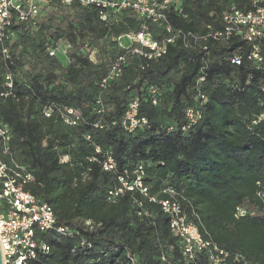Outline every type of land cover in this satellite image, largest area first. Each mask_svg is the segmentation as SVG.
Instances as JSON below:
<instances>
[{
    "label": "trees",
    "instance_id": "obj_1",
    "mask_svg": "<svg viewBox=\"0 0 264 264\" xmlns=\"http://www.w3.org/2000/svg\"><path fill=\"white\" fill-rule=\"evenodd\" d=\"M232 3L252 7L249 0H178L181 12L170 4L165 14L174 30L204 32L207 24L221 26V12ZM146 23L155 39L167 35L164 21ZM142 24L128 9L109 11L102 20L94 5L53 0L34 24L11 26L17 37L6 42L7 57L0 50V128L7 129L14 158L34 175L26 190L51 205L56 226L74 232H37L50 249L24 264H127L128 255L139 264H211L205 250L186 260L167 215L149 200L168 198V190L196 213L204 237L224 250L218 264H264V67L247 54L233 65L213 40L207 53L185 47L178 37L157 59L126 53L121 73L101 90V79L124 53L117 37ZM60 40L72 48L66 64L48 54ZM8 72L11 89L5 86ZM199 76L204 79L196 87ZM99 93L103 115L95 109ZM133 99L147 121L129 132L121 118ZM57 105L79 108L77 125H65L55 112L43 114L44 106ZM191 106L201 116L186 127L184 111ZM98 120L103 127H94ZM106 151L114 170L102 168ZM0 154L5 157L2 136ZM137 171L147 193L123 189L110 198L109 191L121 187L119 178L133 184Z\"/></svg>",
    "mask_w": 264,
    "mask_h": 264
},
{
    "label": "built area",
    "instance_id": "obj_2",
    "mask_svg": "<svg viewBox=\"0 0 264 264\" xmlns=\"http://www.w3.org/2000/svg\"><path fill=\"white\" fill-rule=\"evenodd\" d=\"M53 0H0V50L4 57L8 56L6 42L13 35L11 26L16 22H28L34 24L43 7ZM62 3L69 4L72 1L78 2L81 6L94 5L99 9V16L102 20L108 18V12L119 10H131L143 20L141 30L137 32H127L117 37L118 45L124 49L112 62L108 73L99 83L101 90L105 89L109 82L118 76L125 61V54L131 53L147 59H157L166 52L167 44L173 43L176 38H180L185 47L206 50L208 53L207 42L213 40L222 47H225L227 59L233 65L242 63V55L251 60L257 67H264V0H249L250 9H242L235 4H230L220 15V27L205 25L204 32H184L181 29L174 30L167 22L165 11L170 4L175 5L178 13L181 7L178 0H60ZM147 20L165 22L167 35L161 40L153 37L147 25ZM59 50L58 47L49 48V55H56L59 51L66 54V49ZM204 68V67H203ZM202 71V68H201ZM203 76L196 80V87L203 81ZM5 86L12 88V74L5 75ZM149 92L152 95V103L156 104V87L150 85ZM205 99L204 95L198 90V100L201 103ZM96 112L99 115L105 113V105L99 93L95 100ZM194 106V105H193ZM188 107L184 111L187 121L186 127L193 125L200 118L201 113L195 107ZM42 112L45 116H50L55 112L62 122L68 126L77 125L82 112L79 108L57 105L44 106ZM264 116V114L262 115ZM144 116L138 115V104L136 100H130L123 116L121 126L126 131H133L135 128L146 123ZM114 124V121H112ZM94 127L101 128L103 124L98 120ZM185 128V127H184ZM2 136V153L0 154V249L2 254V264H24L28 258L35 257L37 251L48 252L49 246L45 242H39L37 232H45L51 229L56 230L60 235L72 236V230L62 226H56L54 211L46 202L40 201L34 194L26 190V185L34 180V175L26 165L18 162L9 150L7 145V129L0 128ZM89 139V136H85ZM96 152H100L98 146ZM67 157L61 158L65 160ZM92 160V159H89ZM102 168L106 171L114 170L116 162L110 151H106L101 160ZM140 173L136 172L133 184L120 177L121 187L109 191L110 198L123 189L133 190L137 188L141 193L146 194L147 188L143 186ZM169 197L156 200L149 197L151 201H157L161 211L167 215L169 230L171 234L181 243L183 254L187 261H193L195 252L205 250L209 262L218 264L223 261L226 253L214 242L204 237L201 231V223L195 212L189 213L180 201L168 190ZM242 214L243 212L240 211ZM191 216V217H190ZM192 216L196 219L193 220ZM86 224L90 221L86 220ZM84 242L80 241L79 245ZM161 260L167 261L164 254ZM127 264H139L135 255H128Z\"/></svg>",
    "mask_w": 264,
    "mask_h": 264
},
{
    "label": "rangeland",
    "instance_id": "obj_3",
    "mask_svg": "<svg viewBox=\"0 0 264 264\" xmlns=\"http://www.w3.org/2000/svg\"><path fill=\"white\" fill-rule=\"evenodd\" d=\"M39 20H40V19H39ZM16 37H17L16 34H15L14 36H12L11 41L13 42V41L16 39ZM67 45H68V43L65 42V40H60V41L57 43V46H56V47H58L59 50H61V49H65ZM119 47H120V46H119ZM71 49H72V48H71V46L69 45V46L67 47V49H66V54H62L61 51H59V52L56 54V55H59V57H60V59L62 60L63 64H66V63H67V61H68V59H67V53H68ZM90 58H91L93 61L96 60V50H95V49H94L93 51H91V53H90ZM27 67H28V65L25 64V66H24L23 69H24V70H27Z\"/></svg>",
    "mask_w": 264,
    "mask_h": 264
},
{
    "label": "water",
    "instance_id": "obj_4",
    "mask_svg": "<svg viewBox=\"0 0 264 264\" xmlns=\"http://www.w3.org/2000/svg\"><path fill=\"white\" fill-rule=\"evenodd\" d=\"M0 264H2V254H1V249H0Z\"/></svg>",
    "mask_w": 264,
    "mask_h": 264
}]
</instances>
